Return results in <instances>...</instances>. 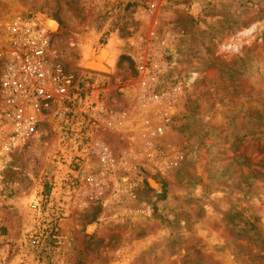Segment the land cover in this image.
Segmentation results:
<instances>
[{"label": "rangeland", "instance_id": "obj_1", "mask_svg": "<svg viewBox=\"0 0 264 264\" xmlns=\"http://www.w3.org/2000/svg\"><path fill=\"white\" fill-rule=\"evenodd\" d=\"M34 24L52 61L105 75L127 163L79 182L65 134L21 138L0 94V264H264V0H0V75ZM93 49L111 71L83 64ZM147 57L174 92L152 160L132 157L145 116L121 92Z\"/></svg>", "mask_w": 264, "mask_h": 264}, {"label": "built area", "instance_id": "obj_2", "mask_svg": "<svg viewBox=\"0 0 264 264\" xmlns=\"http://www.w3.org/2000/svg\"><path fill=\"white\" fill-rule=\"evenodd\" d=\"M49 32L37 24L22 31L0 75V94L4 114L10 120L12 132L21 138L39 133L43 122L65 134L61 152L72 155L73 177L89 181L97 189L103 188L108 170L125 166L126 155L113 157L107 134L119 131L125 122V111L106 102L107 84L100 72L77 75L61 63L51 60ZM123 95L133 108L144 114L145 131H140L138 151L153 159L152 149L158 136L171 120L174 92L161 87L160 69L149 57L136 65V73ZM153 121V127H147ZM95 162L99 169L83 173Z\"/></svg>", "mask_w": 264, "mask_h": 264}, {"label": "bare ground", "instance_id": "obj_3", "mask_svg": "<svg viewBox=\"0 0 264 264\" xmlns=\"http://www.w3.org/2000/svg\"><path fill=\"white\" fill-rule=\"evenodd\" d=\"M102 50H99L98 52H95L92 56L95 58V60H97V58H98V61H102L101 62V64L100 65H105L103 68V70H106L107 68H108V70H110L109 69V67L111 66V65H109V62H107V59H108V54H107V52L105 51V53H106V55L104 54V56H102L101 57V54H100V52H101ZM84 52V51H83ZM89 52H91V51H89ZM85 54V53H84ZM83 54V59L85 60V61H87L86 60V56ZM90 56V55H89ZM110 57H112L111 56V54H110ZM109 57V58H110ZM114 57V56H113ZM90 59H91V57H90ZM103 59H104V61L107 63H105L104 61H103ZM113 59V58H112ZM109 60V59H108ZM114 60V59H113ZM89 61V60H88ZM88 63V62H87ZM87 63H83V64H86V65H88V66H94V65H92L93 63L92 62H89V64H87ZM91 63V64H90ZM82 65V64H81ZM113 65V64H112ZM95 66H97V65H95ZM105 67H107L106 69H105ZM112 70V69H111ZM110 70V71H111Z\"/></svg>", "mask_w": 264, "mask_h": 264}, {"label": "water", "instance_id": "obj_4", "mask_svg": "<svg viewBox=\"0 0 264 264\" xmlns=\"http://www.w3.org/2000/svg\"><path fill=\"white\" fill-rule=\"evenodd\" d=\"M100 49H102V48H100ZM98 51H99V49H98ZM94 52H96V50L93 49V53H94ZM93 65H94V66L97 65V66H96L97 68H103V67L100 66L99 64H95V63H93Z\"/></svg>", "mask_w": 264, "mask_h": 264}]
</instances>
